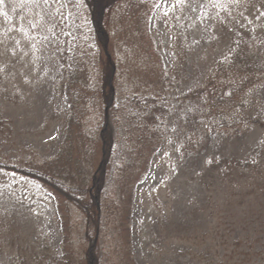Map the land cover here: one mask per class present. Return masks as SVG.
Here are the masks:
<instances>
[{
    "label": "rangeland",
    "instance_id": "obj_1",
    "mask_svg": "<svg viewBox=\"0 0 264 264\" xmlns=\"http://www.w3.org/2000/svg\"><path fill=\"white\" fill-rule=\"evenodd\" d=\"M209 3L189 0L184 4V11L168 24L162 14L168 12L172 2L156 0L152 3L153 11L145 19L144 29L134 33L117 29V22H110L115 67L113 108L107 110L106 115L98 109L103 106L95 98H89L87 104L82 105L85 109L83 123L88 130L100 131L106 121L110 137L106 153L111 165L126 159L125 130L141 118L136 108L147 96H156L167 104L164 129H173V133L179 130L178 118L186 107L185 93L204 79L203 70L210 65L214 54L210 39L204 40L205 33L216 25ZM72 7L70 0H0L2 164L19 165L31 159L52 158L58 152L69 111L64 102L66 76L61 58L66 53L72 55L74 48L80 53L87 51L92 57L101 56L99 49H95L84 11ZM167 25L181 32L183 46L189 50L185 68L174 55L175 50L170 49L172 39ZM100 71L95 65L88 67L93 82L100 79ZM155 72L161 73L163 89L153 79L157 78ZM260 78L257 83L261 87L264 76ZM100 80L96 89L105 93L106 86ZM152 83L158 85V90L161 88L160 92L149 88ZM258 97L264 108V89ZM258 124L260 126L255 128L258 134H254L248 144L263 143L264 115L259 116ZM87 132L93 139L94 134ZM176 155L171 141H164L161 152L151 157L155 161L133 190L129 237L133 264H241L249 254L253 264H264V220L255 223L258 228L245 233L240 230L242 225L232 226L236 233L228 231V225L216 230L211 219L206 220L205 216L191 210L200 203L201 190L190 176L193 169L201 166L202 159L189 156L175 170L172 164L177 166L173 162ZM107 190L114 193L110 187ZM2 195L15 213L21 215L22 224L10 231L9 224L0 226V264H22V260L34 264V257L43 264H56L53 258L61 253L62 236L55 202L47 191L29 177L13 175L10 170L0 182ZM82 224V217L76 213L73 219L75 243L84 237ZM183 225L196 238L181 239L185 235L179 234L177 229ZM235 234L242 244L236 250L233 243L236 238H232ZM112 250L111 243L101 251L107 258H103V264H116L118 258L112 256Z\"/></svg>",
    "mask_w": 264,
    "mask_h": 264
},
{
    "label": "trees",
    "instance_id": "obj_2",
    "mask_svg": "<svg viewBox=\"0 0 264 264\" xmlns=\"http://www.w3.org/2000/svg\"><path fill=\"white\" fill-rule=\"evenodd\" d=\"M202 1L210 2L211 17H215V27L207 32L211 36L205 33L204 39H210L214 54L210 65L203 70L204 79L185 93L186 107L178 118L179 130L173 133V129H164L167 104L156 96H147L136 108L141 118L125 130L126 159L111 165L106 153L110 147L106 121L100 131L88 130L83 123V105L89 98H95L105 108L98 104L102 112L113 106L115 67L110 22H117V29L131 33L142 31L156 0H80L81 3L70 0L74 10L84 11L95 49H99L101 56L92 57L87 51L80 53L74 48L72 55L66 53L61 58L66 76L64 102L69 111L58 152L52 158L31 159L19 165L0 162V182L11 170L13 175L29 177L38 183L55 202L62 236L61 253L53 258L56 264H103L106 257L101 251L111 243L112 256L118 258L116 264H133L129 250L132 193L155 161L151 157L161 152L162 143L167 140L177 152L173 160L177 166L172 164L175 170L189 156L202 159L201 166L193 169L190 176L201 190L200 203L191 209L195 214L211 219L216 230L228 225L226 229L231 231L232 226L242 225L243 233L255 230L258 228L255 223L264 220V138L262 144L257 141L248 144L258 134L255 128L260 126L259 116L264 115L258 97L264 86L257 83L264 76V0ZM171 2L168 12L162 14L168 24L184 11L189 0ZM167 26L172 39L170 49L175 50L174 55L185 68L189 50L183 46L181 32L175 26ZM156 64L160 65L157 60ZM92 65L101 69L99 80L106 86L105 93L96 89L99 80L93 82L90 78L88 67ZM153 74L163 89L161 73ZM149 88L156 92L161 89L158 90L156 83ZM87 131L94 134L93 139ZM231 191L234 193L230 194ZM2 197L0 226L9 224L10 231L16 225L19 227L22 219ZM76 213L82 217L84 232L78 243L73 237ZM232 231L236 233L235 229ZM177 232L185 235L181 239L196 238L185 225ZM232 238H236L233 241L236 250L242 245L241 240L236 234ZM250 257L251 254L241 264H253ZM22 264L27 261L22 260ZM34 264L43 262L34 257Z\"/></svg>",
    "mask_w": 264,
    "mask_h": 264
}]
</instances>
